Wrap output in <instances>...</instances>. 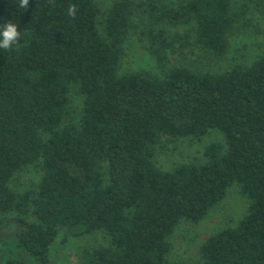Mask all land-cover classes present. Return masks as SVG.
<instances>
[{
	"label": "trees",
	"instance_id": "trees-1",
	"mask_svg": "<svg viewBox=\"0 0 264 264\" xmlns=\"http://www.w3.org/2000/svg\"><path fill=\"white\" fill-rule=\"evenodd\" d=\"M0 0V24L17 23L21 48L0 49V264H63L50 248L61 231H102L105 246L78 264H184L169 260L181 221L200 222L234 188L247 199L236 226L200 247L204 264H264V53L220 73L176 64L160 76L119 74L132 32L159 63L168 28L192 25L196 43L222 58L248 13L234 0ZM78 11L66 15L69 5ZM82 98L67 120L72 94ZM223 141L204 160L167 171L163 140ZM30 166L39 183L15 190ZM10 226V227H9Z\"/></svg>",
	"mask_w": 264,
	"mask_h": 264
},
{
	"label": "rangeland",
	"instance_id": "rangeland-1",
	"mask_svg": "<svg viewBox=\"0 0 264 264\" xmlns=\"http://www.w3.org/2000/svg\"><path fill=\"white\" fill-rule=\"evenodd\" d=\"M97 1L100 9L104 11L115 0ZM234 4L247 5L248 13L230 35L227 52L222 58H211L196 43L192 25H182L168 28L171 46L165 50L164 62L159 63L137 29L136 32H132L124 46L119 74L146 71L160 76L172 66L181 63L190 65L198 71L220 73L236 64H251L264 53V0H234ZM81 107L82 98L74 92L67 120H77ZM220 141H223V137L218 132L208 133L199 140L163 139L155 148L153 160L160 169L171 171L182 164L204 160L207 145ZM40 178L39 168L30 166L17 174L11 185L15 190H25L35 187ZM247 208V199L232 188L226 198L200 222L181 221L169 237L171 244L169 260L184 264H204L199 254L201 245L214 233L236 226L246 214ZM107 243L108 238L102 231L79 237L66 236L64 231H61L50 248V255L52 259L63 264H78L85 250L105 246Z\"/></svg>",
	"mask_w": 264,
	"mask_h": 264
},
{
	"label": "clouds",
	"instance_id": "clouds-1",
	"mask_svg": "<svg viewBox=\"0 0 264 264\" xmlns=\"http://www.w3.org/2000/svg\"><path fill=\"white\" fill-rule=\"evenodd\" d=\"M15 7L17 11L19 9H24L26 11L29 7V0H17ZM77 11L76 5L71 4L67 8L66 15L75 19ZM20 41L21 32L17 23L5 21L3 24H0V49L11 52L15 47V50L19 51L21 48Z\"/></svg>",
	"mask_w": 264,
	"mask_h": 264
}]
</instances>
